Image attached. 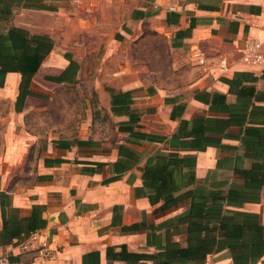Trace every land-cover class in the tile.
Segmentation results:
<instances>
[{
  "label": "crops",
  "instance_id": "obj_1",
  "mask_svg": "<svg viewBox=\"0 0 264 264\" xmlns=\"http://www.w3.org/2000/svg\"><path fill=\"white\" fill-rule=\"evenodd\" d=\"M0 8L3 33L16 27L53 41L52 51L31 80L34 93L43 94L40 87L46 83L57 84L47 77H58L68 67L66 53L75 65L61 84L73 85L78 80L82 65L73 51L59 58L62 46L81 42L77 49L85 56L93 52L90 43L97 44L96 52L103 58L98 72L111 74L99 96L102 112L112 124L106 134L42 144L37 141L40 136L24 129V112L37 97H26L21 112H16L21 78L16 72L5 75L0 87V106L8 108L7 116L0 117L5 126L0 151V247L28 231L33 207L40 211L39 219L57 251V260L47 264L163 263L162 255L135 262L114 254L122 247L127 253L145 255L163 253L172 243L186 247L187 226L172 221L188 210L190 199L157 211L160 203L150 205L141 174L134 170L157 152H177L195 161V184L188 189L209 188L212 180L208 175L213 171L218 180L227 182L226 187L243 183L233 169L236 165L250 170L258 163L255 136L247 129H258L264 135V80L251 81V75H259L244 67L239 58L244 40L256 35V27L264 23V0H5ZM159 36L164 41V82L127 83L121 76L122 67L119 71L113 62L123 57L118 51L126 47L129 57L132 50L135 55L144 48L148 51L145 56L151 58L156 50L154 39ZM220 58L230 65L225 75L214 67ZM56 66L61 68L53 73ZM236 73H247L248 81L239 78L230 89L222 79H231ZM107 89L131 92L130 108L139 116V131L154 136V142L132 144L126 140L127 134L118 131L128 118L112 114ZM246 91L252 96L240 98ZM212 93L225 95L230 108L246 106L245 120L227 126L224 136L208 134L219 146L203 151L171 147L169 140L182 120L199 116L229 120L228 112L209 110L204 100ZM241 210L257 214L264 229V186L259 202L244 204ZM23 259L27 264H39L34 254ZM203 264L233 262L224 250L207 255ZM255 264H264V255Z\"/></svg>",
  "mask_w": 264,
  "mask_h": 264
},
{
  "label": "trees",
  "instance_id": "obj_2",
  "mask_svg": "<svg viewBox=\"0 0 264 264\" xmlns=\"http://www.w3.org/2000/svg\"><path fill=\"white\" fill-rule=\"evenodd\" d=\"M12 1L19 3L20 0ZM3 4L5 0H0V5ZM0 13H2L1 8ZM4 30L0 24V87H3L7 73L16 72L20 75L15 102V111L19 113L26 97L40 96L30 90V83L46 56L52 51L53 41L45 36L30 35L27 31L16 27H9L3 33ZM64 58L69 62L68 67L58 77H47L48 81L57 84L65 82V73L75 63L67 53L64 54ZM247 76V73H236L233 78L222 79V82L231 89L239 78L248 81L245 79ZM251 76L253 82L258 79L264 80V71L259 76ZM107 91L111 99L112 114L128 118L118 127L119 132L128 135L126 140L137 145L141 142H154L156 140L154 136L139 131L141 129L139 116L130 108L131 92L114 93L111 89ZM251 96L250 91L239 94L240 98ZM207 97L204 101L209 105V110L219 113L228 112L229 120L202 116L191 121L182 120L176 133L169 140L171 147L203 151L208 146H219L220 142L209 137L208 134L224 136L227 126L241 124L240 121L245 120L246 106L230 108L226 103L225 95L219 93L207 94ZM247 131H250L249 135L255 136L254 158L258 163H254L250 170L235 165L233 174L239 180H243L242 184L232 182L226 187L227 182L218 180L216 172L213 171L208 175L212 180L209 188L195 186L188 189L195 184L194 159L180 157L177 152L166 154L157 152L147 158L141 179L151 206L160 203L156 210L164 211L177 206L185 199H190L188 210L172 221L187 226L186 247L181 248L179 244L172 243L166 245L163 253L157 255L131 254L122 247L114 256H123L139 262L162 255L164 262L153 264H170L173 261L177 264H186V262L203 264L207 255L227 250L233 264H255L259 261L264 255L263 226L257 214L244 212L241 208L244 204L259 202V193L264 186V135L254 128ZM161 140L164 142V139ZM65 147L68 148L69 145ZM39 213L38 208L33 207L28 231L23 236L12 237L9 242L13 239H22L29 233L44 228L45 223L39 219L41 214ZM131 228L135 229L138 226Z\"/></svg>",
  "mask_w": 264,
  "mask_h": 264
},
{
  "label": "rangeland",
  "instance_id": "obj_3",
  "mask_svg": "<svg viewBox=\"0 0 264 264\" xmlns=\"http://www.w3.org/2000/svg\"><path fill=\"white\" fill-rule=\"evenodd\" d=\"M93 4L95 3H90V5ZM77 27L80 28V25ZM154 40L156 50L153 51L151 58L145 56L148 51L145 52L144 48L137 51L135 55L132 50L133 56L129 57L130 51L125 49L126 47L118 51L119 55L123 57L113 62L118 70L122 67L124 73L121 76H124L127 83L135 86H147L159 85L164 82V41L160 36ZM80 43L66 44L57 52L59 58H62L66 51L76 53V59L82 65V72L78 80L73 85L44 84V87H40L43 94L37 97L24 112L25 131L40 136L37 141L42 144L61 139L102 135L103 132L106 134L112 130V124L102 112L99 96V92L109 82L111 74L106 75L98 72V66L102 65L103 58L101 52H96L97 44L90 43L89 48L93 52L90 55L86 53L85 56H82L83 50L77 49L80 47ZM142 46H144L143 43ZM105 62L109 64L108 60ZM60 68V66H56L55 70H52L53 73H58ZM7 114L8 108L0 106V117H6ZM4 128L5 126L0 120V151L4 144L2 138Z\"/></svg>",
  "mask_w": 264,
  "mask_h": 264
},
{
  "label": "built area",
  "instance_id": "obj_4",
  "mask_svg": "<svg viewBox=\"0 0 264 264\" xmlns=\"http://www.w3.org/2000/svg\"><path fill=\"white\" fill-rule=\"evenodd\" d=\"M258 33L248 36L241 49L240 61L255 75L264 71V23L256 27ZM220 75L230 71L225 58H220L214 66ZM34 254L39 264L57 260V251L52 247L49 233L43 228L29 233L22 239H13L0 247V264H27L24 257ZM16 259V260H14Z\"/></svg>",
  "mask_w": 264,
  "mask_h": 264
},
{
  "label": "water",
  "instance_id": "obj_5",
  "mask_svg": "<svg viewBox=\"0 0 264 264\" xmlns=\"http://www.w3.org/2000/svg\"><path fill=\"white\" fill-rule=\"evenodd\" d=\"M143 167H144V164H140V165H138L136 168H135V173L137 174V175H140L141 173H142V171H143Z\"/></svg>",
  "mask_w": 264,
  "mask_h": 264
}]
</instances>
